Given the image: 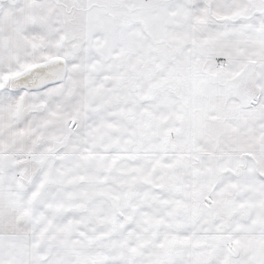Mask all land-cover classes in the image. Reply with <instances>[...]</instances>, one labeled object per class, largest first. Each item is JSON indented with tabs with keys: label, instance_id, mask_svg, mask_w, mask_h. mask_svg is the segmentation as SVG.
I'll use <instances>...</instances> for the list:
<instances>
[{
	"label": "snow or ice",
	"instance_id": "6c2138e0",
	"mask_svg": "<svg viewBox=\"0 0 264 264\" xmlns=\"http://www.w3.org/2000/svg\"><path fill=\"white\" fill-rule=\"evenodd\" d=\"M0 264H264V0H0Z\"/></svg>",
	"mask_w": 264,
	"mask_h": 264
}]
</instances>
